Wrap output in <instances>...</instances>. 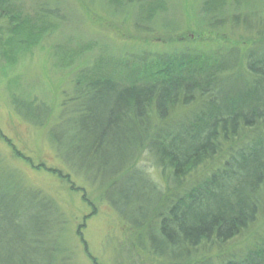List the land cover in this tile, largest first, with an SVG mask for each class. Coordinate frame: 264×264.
<instances>
[{"label": "rangeland", "instance_id": "374dc122", "mask_svg": "<svg viewBox=\"0 0 264 264\" xmlns=\"http://www.w3.org/2000/svg\"><path fill=\"white\" fill-rule=\"evenodd\" d=\"M234 15L264 27V0H156L142 5L128 0H0V188L22 183L53 202L45 242L56 249H37L33 236L23 240L6 216L13 204L0 200L3 264H180L151 250L154 245L164 250L167 244L160 218L166 211L160 209V189L167 188L154 165L158 158L143 153L136 163L152 183L162 186L157 189L145 175L121 169L124 151L90 153L83 144L81 153L67 150L73 159L70 168L83 169L79 175L58 156L49 132L66 96L87 83L106 78L148 82L157 74L148 71L156 72L163 56L222 59L238 49L244 59L249 50L262 48L264 38L256 29L230 22L210 27L211 18ZM98 96L84 97L79 104L93 103ZM14 98L23 106L31 101L48 106L50 123L44 128L31 124L17 113ZM196 107L173 110L168 128L175 131L174 121ZM151 112L155 126H162L165 122ZM64 142L68 146L67 136ZM225 152L195 170L191 182L221 166ZM37 203L24 199L16 205L37 208ZM261 205L257 222L243 235L200 248L189 264H223L256 249L264 239V197ZM21 225V230L33 232L36 222L28 216ZM177 230L169 226L167 233L174 237Z\"/></svg>", "mask_w": 264, "mask_h": 264}, {"label": "trees", "instance_id": "16d2710c", "mask_svg": "<svg viewBox=\"0 0 264 264\" xmlns=\"http://www.w3.org/2000/svg\"><path fill=\"white\" fill-rule=\"evenodd\" d=\"M128 1L130 5H142L156 0ZM227 22L236 27L243 24L249 31L256 29L257 36L264 38V27L251 25L239 15L211 18L210 27L221 28ZM261 47L249 50L244 59L238 49L230 50L222 59L192 54L163 56L159 59L160 68L148 71L157 73L154 79L145 83L109 78L87 83L66 96L58 121L49 132L58 156L69 168L73 159L67 150L81 153L82 144L90 153L124 151L121 169L143 176L136 167L141 155L149 153L158 158L154 165L167 188L160 189V209L166 210L160 213L161 232L167 244L164 250L153 244L151 250L171 262L189 264L200 248L235 240L260 215L264 197V46ZM95 94L99 96L93 103L79 104L84 97L89 99ZM222 94L223 98H219ZM194 104L197 107L193 112L174 121L175 131L168 128L167 120L173 110ZM13 105L21 117L36 127L44 128L51 121L52 111L44 104L31 101L23 106L14 98ZM68 109L70 115L66 114ZM151 110L165 122L162 126H155ZM67 123V133L61 135ZM64 136L69 139L68 146ZM224 151L227 152L221 166L201 181L191 182L195 170ZM71 168V173L82 175L83 169ZM152 184L156 189L162 187ZM4 199L13 204L6 209L9 223L15 224L12 228L20 229L23 240L33 236L31 243L37 249L46 248V218L52 216L53 202L18 182L0 188V200ZM24 199L40 205L26 209L16 205ZM25 214L36 222L33 232L21 230L22 222L28 219ZM169 226L178 229L174 237L167 233ZM47 249L51 253L56 250H51L50 245ZM223 264H264V239L241 259L233 257Z\"/></svg>", "mask_w": 264, "mask_h": 264}]
</instances>
